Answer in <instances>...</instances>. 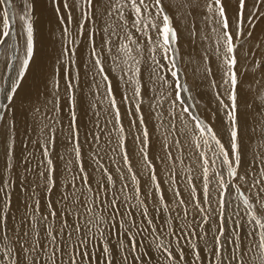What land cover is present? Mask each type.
<instances>
[{
	"label": "snow or ice",
	"instance_id": "obj_1",
	"mask_svg": "<svg viewBox=\"0 0 264 264\" xmlns=\"http://www.w3.org/2000/svg\"><path fill=\"white\" fill-rule=\"evenodd\" d=\"M11 3L12 0H0L3 23L0 45L12 34L9 19H15V13L10 11ZM248 3L249 0H196L189 5L216 37L213 55L220 64L222 91L215 95L219 105L217 111L222 109L224 112L218 133L200 115L192 114L195 104H187L182 95L189 93L188 98L194 99L181 74L180 34L173 19L175 0H168L167 4L164 0H80L76 23L81 35L85 25L88 26L87 47L95 71L91 77L93 87H104L101 102L108 104L104 111L111 110L112 116L108 123L119 124L107 133L108 145L113 153L120 154L128 176L117 168L118 176L114 179L93 153V163L102 172L93 185L94 177H90L84 167L79 139L76 88L80 75L76 70L69 78L70 65L66 63L64 77L69 123L65 140L72 145L74 160L58 157L65 160L64 171L58 172L51 152L55 135L50 129L49 138L41 145L45 159L39 161L35 169L26 168L34 173L35 179L20 177L24 199L23 211L16 209L18 215L11 212L12 193L8 189L13 181L0 180V241L4 242L0 246V264H264V94L254 93L251 83L245 87L246 81L242 79L248 74L258 84L257 70L264 68V61H255L251 66L245 63L238 68L237 60V50L242 47L237 42L252 37V21L264 18V10L257 7L256 0H251V8ZM259 3L264 5V0ZM22 4L24 11L20 20L23 27L19 35L24 39V55L19 58L16 76L7 75V64L3 76L4 80L10 81L6 93L9 103L0 104V108L9 111L34 56L33 5L28 0H22ZM53 6L59 14L61 0H53ZM63 9L70 25L73 11L77 9L75 0L71 6L68 0H63ZM58 18L64 21V16L58 15ZM64 31L67 32V28ZM197 35L193 24L189 36ZM202 39L208 37L205 35ZM256 47L260 48V45ZM68 53L71 61L75 47L66 48L65 54ZM250 55L245 51L243 58L247 60ZM105 56L110 60L107 70ZM204 59L207 61V53ZM113 71L117 72L115 84L109 76ZM205 71L210 73L211 69ZM145 77L154 87L158 85L156 90L160 95L156 106L165 101L169 104L171 119L168 125L173 136L178 130L176 119L179 118L183 125L179 131L192 149L187 158L200 169L199 175L193 177V167H187V176H181L183 188L177 183V167H185L180 140L172 143L165 136L161 144L165 157L159 162L168 176L167 190L162 188L156 165L149 158L151 133L141 110ZM121 82L125 88L120 102L126 106L125 115H136L129 127L139 125L138 134L133 133V142L139 149L142 169L148 174L142 198L141 180L129 160L127 136L115 95ZM211 84L216 87L215 80ZM53 87L59 89L57 80ZM0 91L4 88L0 87ZM130 101L134 104L130 105ZM79 102L83 104V95ZM91 107L98 117L100 113L95 111V103ZM186 115L193 122L192 127L188 126ZM212 115L214 118L215 114ZM158 118L162 119L163 114L160 113ZM3 121L4 115L0 114V122ZM96 124L99 126L98 120ZM113 131L117 134L115 147H112ZM91 135L99 142L100 133L93 131ZM221 136L225 138L223 141ZM253 141L257 142L255 146ZM0 142L5 147V171L8 172L13 167L11 159L15 145L12 121L0 127ZM172 148L178 153L175 158ZM249 151L253 153L251 160L246 159ZM126 179L133 185L132 195L127 194ZM194 179L201 182L199 191ZM117 181L120 187H117ZM166 191L171 193L170 198H166ZM152 197L156 202L150 213L145 200ZM133 199L138 203L132 204ZM132 209H139L144 220L135 219ZM161 212L167 215L156 224L155 213ZM113 240L116 241L114 245Z\"/></svg>",
	"mask_w": 264,
	"mask_h": 264
},
{
	"label": "bare ground",
	"instance_id": "obj_2",
	"mask_svg": "<svg viewBox=\"0 0 264 264\" xmlns=\"http://www.w3.org/2000/svg\"><path fill=\"white\" fill-rule=\"evenodd\" d=\"M15 1L19 4L22 3V0ZM28 2L33 5L31 17L34 27V56L30 63L29 70L22 81L12 110L9 111L7 108H4L1 113L4 117L6 113L9 121H12L14 125L15 145L11 159L13 167L11 171L8 172L5 171V147L3 142H0V180L13 181L12 186L8 189L12 193L13 207L11 212L13 215H18L16 212L17 208L23 211L22 201L24 196L21 195L20 177L28 176L35 179L34 173L26 171V168L35 169L39 161L45 159L42 155L41 145L49 138L50 129L54 130L55 135V144L51 148V152L52 158L57 165L58 172L64 171L65 160H74L70 150L72 147L70 148L65 140V134L69 123L68 102L64 103L63 99L66 94L64 87H62V83L65 80L64 65L66 63L70 65L69 78H71V74L76 70L79 71L80 75L79 87L76 88L78 100V128L80 134L79 138L81 139L80 147L85 170L89 173L90 177H94L92 181L93 185H95L96 180L100 179L102 174L101 170L93 163V153L97 154L96 159H101V162L109 169L114 179L118 176L116 171L117 168L124 171L126 177L128 176L127 169L123 166L120 154L113 153L108 145L109 136L107 133L114 127L118 128L119 124L108 123V121L112 119V116L111 110L108 112L104 111V109L109 107L108 104L106 102H101L104 99V87L102 85L99 89L93 87L91 77L95 74V71L91 67L89 58L90 49L87 47L86 38L88 26L85 25V31L83 35H81L79 34L78 25L76 23V17L80 14L78 10L80 0H75L77 9L73 11V22L70 25L67 23V16L63 9V0H61V11L59 14L54 11L53 0H28ZM68 2L70 6L73 4V0H68ZM165 2L167 3L168 0H164V3ZM195 2L196 0H175L174 4V26L180 34V65L183 68L181 74L186 79L191 96L194 97V99L188 98L189 93H182V95L186 98L187 104H195V107L191 109L192 114L200 115L219 133L224 118V112L222 109L217 111L219 105L215 95L217 91H222L220 87L221 74L218 72L220 64L213 55L214 40L216 37L215 34L211 32L210 28L204 24L200 15L191 11L189 5ZM256 3L259 9L264 10V5H260L259 0H256ZM248 7L251 8V0H249ZM58 15L64 16L63 22L58 18ZM16 16L17 17L11 19L10 22V24L13 22L16 24V29H18L17 33H15L16 37L12 39L11 34L4 38L6 42L0 45V79H2L5 74V64L10 68L13 67L12 71L10 70V72H12L10 76L14 78L20 63L19 58L24 55V39L19 35L23 23L19 19L20 16L17 14ZM197 21L199 23H197ZM252 23L254 25L252 37H245L242 41L237 42L242 44V47L237 50L238 68L243 67L245 63L251 66L255 61H264V18L258 17L256 20L252 21ZM193 24H195V30L198 32V35L190 37L189 32ZM2 27L3 23L2 20H0V30H2ZM65 28H67V32L64 31ZM10 31L12 33V26H10ZM205 35L208 37L207 40L202 39V36ZM73 41H75L74 44L72 43ZM10 44H12V49L10 48ZM257 44L260 45V48L256 47ZM8 47L9 50L7 51ZM69 47H75L76 49L75 55L71 56V61L68 59L71 54H65V49ZM4 51H7L8 56H10L6 62L3 60ZM245 51L251 53L247 60L243 58V53ZM205 53L208 54L207 61L204 59ZM147 55L146 52L145 60H147ZM13 57H16V59L14 60ZM109 65L110 60L105 56L104 66L106 70L109 68ZM206 68H210L211 72H206ZM116 75L117 72L115 71L109 72V76L113 78L114 84V77ZM261 77H264V68L257 70V78L260 80L258 84L255 83L248 74L242 77V79L246 81L245 87L251 83L253 84L254 93L264 94V78ZM50 80L53 82L57 80L59 82V89L49 86ZM213 80L216 81L215 88H213L211 84ZM144 82L146 88L142 94L141 110L151 133L149 158L152 159L153 163L156 165L157 177L161 182L162 188L167 190L169 187L167 183L168 176L165 175L163 170L164 166L159 162L165 157V151L161 147V144L164 142L165 136H167V140L172 143H174L175 140H180L185 153V167L183 169L179 166L177 167V183L183 188L184 180L181 179V176H187V167H193V177L199 175L200 169L187 158V153L192 151V149L185 143L186 137L179 131V129L183 127L179 118L176 119L178 130L174 136L170 134L168 125V121L171 119L168 113L169 104L165 101L162 105L156 106V101L160 95L159 91L156 90L158 85L154 87L146 77ZM8 83H10V81L6 83L7 86ZM124 88L125 85L121 82L115 95L121 110V122L124 125L125 134L127 136L126 148L129 160L132 163L133 171L136 172L141 180L142 198L143 187L147 181L148 174L146 170L142 169L139 149L133 142V133L135 132L138 134L139 125L137 124L135 128L129 127L130 121L135 120L136 115H125L126 106L120 102L121 92ZM6 90H8L7 87ZM97 92L99 93L98 95L95 94ZM81 95H83L84 98L83 104L79 102ZM57 97L59 98L58 100ZM7 103L9 102L7 101L6 104ZM92 103L96 105L95 111L100 113L98 117L93 114L94 110L91 107ZM129 103L130 105L134 104L132 101ZM160 113L163 114L162 119L158 118ZM212 114H215L214 118ZM97 120L99 121V126L96 124ZM185 120L188 122L189 127L193 126V122L187 115L185 116ZM6 122L4 118V121L0 122V127H3ZM93 131L100 133L99 142L93 140L91 135ZM116 138L117 134L113 131L111 137L112 147H115ZM221 139L223 141L225 138L221 136ZM252 143L253 146H255L257 142L253 141ZM171 151L175 158L178 155L176 149L172 148ZM30 153L31 156H29ZM61 156L65 157V160L58 159V157ZM252 158L253 153L249 151L246 159L251 160ZM113 160L115 163H113ZM72 170L75 172V163L72 165ZM125 183L129 185L126 189L127 194L132 195L133 185L130 179H126ZM194 183L197 184L199 191L200 180L194 179ZM120 186L119 181H117V187ZM152 188L154 191L155 186L152 185ZM119 194L123 195V193ZM170 197L171 193L166 191V198ZM52 199H56V197H52ZM40 200L41 210L43 211L44 198L42 193L40 194ZM155 202V197L145 200L150 213L153 212L152 206ZM131 203L136 204L138 201L133 199ZM118 207H120V205H118ZM176 211L179 212L180 209H176ZM132 214L138 221L144 220V217L139 215V209H132ZM166 215L167 214L163 212L155 213L156 218L154 222L160 224L162 222V217ZM3 243V241H0V246H2ZM111 243L114 245L116 241L113 240ZM141 251H143L142 248Z\"/></svg>",
	"mask_w": 264,
	"mask_h": 264
},
{
	"label": "rangeland",
	"instance_id": "obj_3",
	"mask_svg": "<svg viewBox=\"0 0 264 264\" xmlns=\"http://www.w3.org/2000/svg\"><path fill=\"white\" fill-rule=\"evenodd\" d=\"M166 3V2H165ZM168 3V2H167ZM166 3V4H167ZM11 9H10V11L11 12H14L15 13V17H17L16 16V14L17 15H19L20 17H21V15L23 14V11H24V7H23V5H22V3L21 4H19L17 1H15V0H12V3H11ZM20 10V11H19ZM20 17H19V19H20ZM11 17H10V19H9V24H10V22H11ZM197 23H199L198 21H197ZM10 26H12V39L14 38V37H16L15 36V33H17V31H18V29H16L17 27H16V24H14V22L13 23H11L10 24ZM10 48L12 49V44H10ZM9 50V47L7 48V51ZM5 52L4 51V53H3V56H4V58H3V60H4V62H6L7 60H8V58L10 57V56H8V52ZM2 54V53H1ZM1 56V55H0ZM2 56V57H3ZM1 57V58H2ZM11 60V59H10ZM180 67H181V65H180ZM9 69H7V75H11V73L12 72H10V70L12 71V69H13V67L12 68H10V67H8ZM182 68V67H181ZM5 70V69H4ZM182 70H183V68H182ZM5 75V74H4ZM1 78V77H0ZM8 82V81H7ZM6 82V80H4L3 78L2 79H0V87H3L4 88V91H0V104H6V102H7V99L5 98L6 97V93H7V91L8 90H6V87H7V89H8V86H7V83ZM49 86H53V81L52 80H50V85ZM62 87H64V90H65V88H66V85H65V80H64V82L62 83ZM64 100V103L65 102H67V97H66V95H65V98L63 99ZM62 100V101H63ZM4 110V108H0V114L2 113V111ZM38 113V112H37ZM5 121H9V118H8V116L6 115V113H5ZM1 126V125H0ZM80 139V138H79ZM81 140V139H80ZM81 144V143H80ZM67 145L68 146H70V148L72 147V145L69 143L68 144V142H67ZM71 150V149H70ZM125 219H126V217H125ZM133 231H136V229H133Z\"/></svg>",
	"mask_w": 264,
	"mask_h": 264
}]
</instances>
